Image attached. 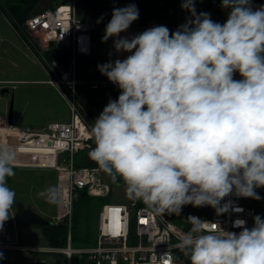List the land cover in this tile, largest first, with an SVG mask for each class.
<instances>
[{
    "label": "clouds",
    "instance_id": "9594fccd",
    "mask_svg": "<svg viewBox=\"0 0 264 264\" xmlns=\"http://www.w3.org/2000/svg\"><path fill=\"white\" fill-rule=\"evenodd\" d=\"M181 7L191 18L176 31L159 25L114 39L116 52L130 55L97 66L120 94L93 122L89 157L122 179L129 200L158 215L180 216L189 204L240 213L231 200L221 201L233 193L260 200L255 189L264 187V6L221 0L231 9L223 24L197 13L195 0ZM138 18L135 4L113 8L102 42ZM15 160V149L0 143V230L14 216L16 192L6 178L15 175ZM38 195L56 203L59 192ZM186 220L191 227L173 247L190 264H264L260 215L251 228L236 219L238 233L196 216Z\"/></svg>",
    "mask_w": 264,
    "mask_h": 264
},
{
    "label": "built area",
    "instance_id": "2783aa9c",
    "mask_svg": "<svg viewBox=\"0 0 264 264\" xmlns=\"http://www.w3.org/2000/svg\"><path fill=\"white\" fill-rule=\"evenodd\" d=\"M76 1H61L54 7L31 15L24 25L26 36L21 37L39 61L49 64L51 72L46 82L65 100L70 110V119L54 120L47 122L43 127L32 128L10 123L7 115L0 116V143L8 144L15 149V165L49 167L57 171L59 197L57 214L52 222L67 223V245L38 247L21 245L17 240L11 243L0 242V251L23 254L21 258L13 257L5 264H47L45 258L38 257L41 252L52 254L54 258L62 254L64 264H71L72 255L78 253L88 254L95 264H164L165 261L169 264H190L189 258L173 246L191 225L181 227L167 215L161 216L151 212L140 201H113L110 195L111 184L104 179V173L98 166H76L74 163L75 154L90 148L93 142L90 137L91 127L84 114L78 110L79 87L88 84L93 89H99L113 84L108 78L88 80L77 76L78 59L92 53V32L96 27V20L91 13L79 14L75 7ZM250 3L253 10L264 6L261 0H250ZM51 42L54 43L53 47L50 45ZM50 48H56L55 52L58 53L70 54L71 60L68 65H62L57 59L49 61L46 52ZM234 79L239 80L236 73ZM14 83L15 81L0 80V96L5 86L15 87L12 85ZM62 151L68 152L67 159L58 158V153ZM82 189L87 190L92 196H110L111 200L105 202L99 211L97 244L76 248L71 242L73 204L77 192ZM251 199L236 197L233 193L221 201L223 205L231 200L234 206L243 209L240 213L230 208L227 213L217 215L211 206H202L196 207L197 211L189 216L199 217L210 223L219 224L227 231L238 233L242 229L232 226L236 219L246 220L248 228L253 226L256 207ZM10 214L14 216H10L5 222L0 235L9 236L11 222L14 226L17 225L18 216L14 206ZM207 227L211 229L215 225ZM33 255L35 257H32Z\"/></svg>",
    "mask_w": 264,
    "mask_h": 264
},
{
    "label": "rangeland",
    "instance_id": "374dc122",
    "mask_svg": "<svg viewBox=\"0 0 264 264\" xmlns=\"http://www.w3.org/2000/svg\"><path fill=\"white\" fill-rule=\"evenodd\" d=\"M51 1L56 3L61 0H42V6H46ZM46 76L43 64L37 60L36 55L24 44L7 16L0 11V79L33 80ZM236 76L241 78L239 73H236ZM12 85H15V87H11L12 95L8 97V100L9 104L13 103V119L18 125L37 128L39 125L50 121H68L70 119V110L65 100L50 84L17 81ZM83 92L84 87L78 90V110L84 114L91 126L108 103L109 95L102 96V104L97 106L95 97L91 94L84 95ZM13 170L15 175L11 177L8 186L16 192L15 201H24L45 219L52 221L57 214V202L49 203L45 198L39 196L38 193L51 187L57 189V171L54 168L28 165H15ZM103 173L104 179L111 184L112 191L110 195L112 200L115 202H127L129 199L125 194V185L113 184L114 176ZM102 205L103 203L100 202L96 205L91 221V230L94 229L93 231L95 235L97 234V238V210L98 208L101 209ZM13 206L15 208V203ZM196 211V207L185 205L180 216H167L179 226L187 227L190 224L186 218L189 214ZM9 231V236L0 235V242L11 243L17 240V243L21 245L38 247H47L49 245L41 226L24 224L18 220L16 226L11 222ZM0 252L5 257L0 261L2 264L9 262L13 257L21 258L23 256L21 252ZM32 257L35 256L33 255ZM38 257L45 258L48 264H52L54 259V256L47 252L39 253ZM62 263H64L63 256Z\"/></svg>",
    "mask_w": 264,
    "mask_h": 264
},
{
    "label": "trees",
    "instance_id": "16d2710c",
    "mask_svg": "<svg viewBox=\"0 0 264 264\" xmlns=\"http://www.w3.org/2000/svg\"><path fill=\"white\" fill-rule=\"evenodd\" d=\"M126 1L129 4H135L139 10L141 22L147 23L151 19L155 18L160 12L175 9L179 2L182 0H115ZM61 1L54 3L51 1L46 6H42V0H0V11L4 13L16 32L20 37L25 38L24 25L26 20L33 14L40 12L46 8L54 7ZM56 48H50L47 52V58L53 60V53ZM87 58L81 57L78 59L77 76L80 79H92L90 69L88 68ZM84 87V95L91 94L95 97L97 106L102 104V96L109 95L108 101L116 100L120 94V89L110 84L107 87L93 89L88 84L80 85L79 89ZM90 125V124H89ZM93 125V124H92ZM92 125L90 127H92ZM92 142L91 147H94ZM90 148L83 149L75 154L74 163L76 166H98L89 157ZM15 168V167H14ZM11 181V177L6 178L7 186ZM9 187V186H8ZM255 191L261 196L260 200L251 199L252 204L256 207V215H260L264 218V187L256 188ZM110 196H92L89 195L87 190H79L77 197L73 204V225H72V246L76 248L90 247L97 244V234L95 235L94 229L91 230L92 216L96 210V205L105 203L110 200ZM100 209L97 210V225L98 215ZM188 227V226H187ZM44 236L49 245L64 247L67 245L68 225L65 222L62 223H49L41 226ZM62 254H59L57 258H54L52 264H64L62 263ZM55 261V262H54ZM48 264V263H47ZM71 264H95L93 259H90L86 253L73 254Z\"/></svg>",
    "mask_w": 264,
    "mask_h": 264
},
{
    "label": "crops",
    "instance_id": "0c3cea01",
    "mask_svg": "<svg viewBox=\"0 0 264 264\" xmlns=\"http://www.w3.org/2000/svg\"><path fill=\"white\" fill-rule=\"evenodd\" d=\"M61 1H65V0H61ZM261 1L264 3V0ZM181 3L182 2H179L175 9L160 12L155 18L151 19L145 24L141 22V17L139 15V18L136 21H134L125 32L119 34V37L109 38L107 42H102V37L105 34V27L111 19L113 8H123L129 5V3L126 1H115V0H77L75 4L77 12L79 14L91 13L94 15L96 20V27L92 32V53L89 56H84L85 58H87V62H88L87 64H88V68L90 69L91 76L96 79L107 78L106 76L100 73L97 66L107 63L109 61H115L116 59L123 60L128 55H130V53L127 52H116V50L113 47L114 39H118L120 37L130 39L131 37L140 34L151 27L159 26V25L166 26L170 30V34H171V32L176 31L180 25L185 24L186 21L191 17H190V13L187 10L182 9ZM195 7L197 13L200 12L210 13V18L213 21L220 24L226 22L228 13L231 10L227 8H222L221 0H195ZM55 59L57 58L54 57L53 61ZM43 66L46 71V75H47L46 77L33 79V80H16V81L10 79H0V80H9L15 82L32 81L35 83H47L46 80L50 75L51 69L48 63L43 64ZM5 87L11 88L12 86L7 85ZM7 105L9 106L8 98H7ZM45 124H41L37 128L43 127Z\"/></svg>",
    "mask_w": 264,
    "mask_h": 264
},
{
    "label": "water",
    "instance_id": "95a60500",
    "mask_svg": "<svg viewBox=\"0 0 264 264\" xmlns=\"http://www.w3.org/2000/svg\"><path fill=\"white\" fill-rule=\"evenodd\" d=\"M50 45L53 47L54 43L51 42ZM53 56L57 58V60L62 65H68L69 61L71 60V55L68 53H58L54 52ZM12 95V90L10 87H4L1 91L0 96V116L7 115L9 118L10 123H13V103L7 105V98ZM69 157V154L67 151H62L58 153L59 159H67ZM113 184L115 185H122L123 181L121 178L113 177ZM15 208L16 213L18 216V220L21 223L24 224H33L37 226H42L45 224L52 223V221L45 219L41 214L36 212L34 209H32L30 206H28L24 201L22 200H16L15 201Z\"/></svg>",
    "mask_w": 264,
    "mask_h": 264
}]
</instances>
